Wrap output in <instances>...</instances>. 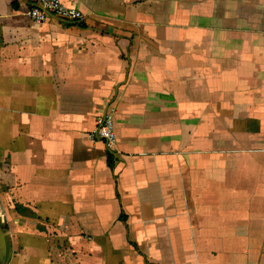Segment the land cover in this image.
I'll use <instances>...</instances> for the list:
<instances>
[{
	"label": "crops",
	"instance_id": "1",
	"mask_svg": "<svg viewBox=\"0 0 264 264\" xmlns=\"http://www.w3.org/2000/svg\"><path fill=\"white\" fill-rule=\"evenodd\" d=\"M60 1L0 0L2 264H264V0Z\"/></svg>",
	"mask_w": 264,
	"mask_h": 264
},
{
	"label": "built area",
	"instance_id": "2",
	"mask_svg": "<svg viewBox=\"0 0 264 264\" xmlns=\"http://www.w3.org/2000/svg\"><path fill=\"white\" fill-rule=\"evenodd\" d=\"M47 14L68 23H79L83 20L80 11L65 6L60 0H32L28 11L30 19L38 23L45 22L48 18ZM92 137L103 140L107 149L112 147L115 142V132L110 112H105L96 118Z\"/></svg>",
	"mask_w": 264,
	"mask_h": 264
},
{
	"label": "water",
	"instance_id": "3",
	"mask_svg": "<svg viewBox=\"0 0 264 264\" xmlns=\"http://www.w3.org/2000/svg\"><path fill=\"white\" fill-rule=\"evenodd\" d=\"M4 237H5V235L0 230V264L3 263L4 256H5V240H4Z\"/></svg>",
	"mask_w": 264,
	"mask_h": 264
}]
</instances>
